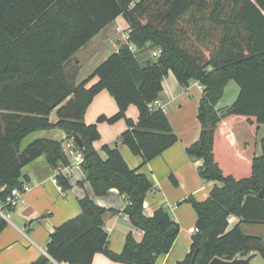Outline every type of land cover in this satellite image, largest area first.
<instances>
[{
	"label": "trees",
	"instance_id": "16d2710c",
	"mask_svg": "<svg viewBox=\"0 0 264 264\" xmlns=\"http://www.w3.org/2000/svg\"><path fill=\"white\" fill-rule=\"evenodd\" d=\"M120 15L128 24L129 43H119L77 84L68 63ZM150 48L159 50L157 57L137 54ZM169 73L182 86L197 80L203 87L201 132L186 151L203 161L200 177L216 182L205 200L188 198L198 231L190 252L175 264H209L215 257L232 260L253 253L264 260V138L260 151L247 160L220 129L236 116H243L255 133L264 124V0H0V199L23 188L22 170L38 157L45 155L55 170L71 163L64 141L37 138L22 146L34 131L60 128L84 153L82 168L94 193L106 195L116 188L127 202L122 212L143 231L141 240L130 231L121 252L110 250L105 217L118 210L87 194L79 200L81 212L49 236L46 252L58 263L93 264L103 253L122 264H157L172 249L179 224L163 205L151 216L145 213L154 184L128 165L118 144L147 164L178 141L166 111L149 106L159 99ZM231 80L239 94L218 109ZM102 90L115 99L118 111L87 124L86 111ZM132 104L139 111L137 121L126 114ZM53 112L56 122L50 118ZM121 119L127 128L118 141L96 149L98 124ZM57 182L64 192L71 188L68 176L59 174ZM14 208L5 206L8 213ZM232 216L239 219L233 225ZM7 224L0 215V233ZM243 224L262 226V234L246 233ZM47 255L34 264H50Z\"/></svg>",
	"mask_w": 264,
	"mask_h": 264
},
{
	"label": "crops",
	"instance_id": "0c3cea01",
	"mask_svg": "<svg viewBox=\"0 0 264 264\" xmlns=\"http://www.w3.org/2000/svg\"><path fill=\"white\" fill-rule=\"evenodd\" d=\"M118 26L123 29L128 28L122 15L102 29L72 57L67 65V71L77 84L90 76L117 50L122 37V33L117 30ZM96 81L97 78H94L88 86ZM163 85L164 89L160 93L159 100L178 135V141L147 164H142V157L133 154L127 145L120 142L119 149L128 165L148 175L154 184L145 199V213L151 216L163 205L180 226L178 237L170 252L160 255L157 259V264H175L190 252L192 238L197 229V213L188 198L205 200L216 182L206 181L200 177L198 168L203 161L191 158L186 151L187 147L199 138L201 132L198 108L203 96L202 85L199 81L192 80L188 86H182L172 73L165 77ZM238 94L239 87L236 82L229 81L217 108L231 105ZM117 111L118 105L115 99L107 90H102L89 105L84 119L87 124H91L96 122L101 114L111 116ZM126 114L137 121L138 108L132 104ZM50 118L52 122H56V113H51ZM126 128L125 119L115 124L99 123L101 137L94 142V146L101 151L104 144L114 145ZM220 129L231 140L236 151L247 160H252L260 151L261 139L258 138L260 129L255 133L243 116H236L223 123ZM244 134L247 136L244 137ZM37 138L65 141L67 134L60 128L37 130L23 140L22 146H27ZM102 155L106 156L103 152ZM22 173L21 180L23 184H28L30 189L24 194V202L10 212L7 218L8 224L0 233V264H34L41 255H47L46 248L50 234L62 223L81 212L79 200L87 194L97 204L107 209L118 210L116 214L108 212L105 217L110 250L121 252L126 235L130 231L137 240L143 237V231L136 229L127 215L122 212L127 204L125 197L116 188H112L106 195H96L91 184L86 180V173L82 167H74L70 172H65L71 183V188L66 192L58 185L56 170L48 163L45 155L27 164ZM230 221L233 225L239 219L232 216ZM246 225L249 234L260 227L250 224H243L242 227ZM249 227H252L251 230ZM258 257L259 255L253 259V262L264 263V260L257 261ZM93 264L122 263L111 260L103 253H97Z\"/></svg>",
	"mask_w": 264,
	"mask_h": 264
},
{
	"label": "built area",
	"instance_id": "2783aa9c",
	"mask_svg": "<svg viewBox=\"0 0 264 264\" xmlns=\"http://www.w3.org/2000/svg\"><path fill=\"white\" fill-rule=\"evenodd\" d=\"M117 30L122 33L120 43H129V31L119 26L117 27ZM130 46L133 50H135V47L132 44H130ZM118 48H119V45H118ZM158 54H159V50L154 49L152 52V56L157 57ZM149 106L151 107V109L162 108L165 111V108L159 99L155 100ZM63 148L65 151V154L71 160V163L68 166L60 167L59 169L56 170V179L59 174H63L67 176V173L65 174V172H70V170L74 167H82V163L84 161V153L78 148H76L72 140H69V139L65 140L63 142ZM29 189L30 188L28 184H23V188H14L11 194L7 197L6 201H3L0 199V203H1L0 204V215L3 216L7 220L10 213L6 212L5 206L7 204H11L13 207H16L20 203L24 202V194ZM196 231H198V229H196ZM48 257L50 258L52 264H59L57 261L52 259L49 255Z\"/></svg>",
	"mask_w": 264,
	"mask_h": 264
},
{
	"label": "water",
	"instance_id": "95a60500",
	"mask_svg": "<svg viewBox=\"0 0 264 264\" xmlns=\"http://www.w3.org/2000/svg\"><path fill=\"white\" fill-rule=\"evenodd\" d=\"M258 255V253L250 254L247 257L236 256L232 260H225L220 257L213 258L209 264H256L253 259Z\"/></svg>",
	"mask_w": 264,
	"mask_h": 264
},
{
	"label": "rangeland",
	"instance_id": "374dc122",
	"mask_svg": "<svg viewBox=\"0 0 264 264\" xmlns=\"http://www.w3.org/2000/svg\"><path fill=\"white\" fill-rule=\"evenodd\" d=\"M153 50H154V48H150L149 50L138 51L137 54L140 55L139 56L140 58H143V57L153 58L152 57ZM141 53H143V54H141ZM245 136H247V134H244V137ZM258 138H260V139L264 138V124L262 125V127L260 129V133H259ZM119 143L120 142H118V144ZM247 228H248L247 225L245 227H243L244 231L248 232ZM251 228L249 227V230H251ZM262 231H263V228H262V226H260V227H257V229L254 232H252V234H262ZM248 233H250V232H248ZM257 261L262 262L263 261L262 257L259 256ZM258 264H260V263H258Z\"/></svg>",
	"mask_w": 264,
	"mask_h": 264
}]
</instances>
